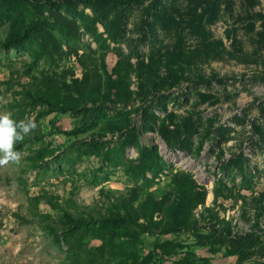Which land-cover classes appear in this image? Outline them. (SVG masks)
Returning <instances> with one entry per match:
<instances>
[{"label":"rangeland","instance_id":"1","mask_svg":"<svg viewBox=\"0 0 264 264\" xmlns=\"http://www.w3.org/2000/svg\"><path fill=\"white\" fill-rule=\"evenodd\" d=\"M117 67L128 102L108 89ZM35 80L79 108L27 96ZM0 112L37 123L15 146L21 162L0 166V264H264V0H0ZM191 181L205 195L195 216L213 222L110 251L86 236L82 257L62 225L13 215L31 218L43 191L98 217L118 198L172 200ZM233 239L248 245L233 255Z\"/></svg>","mask_w":264,"mask_h":264},{"label":"trees","instance_id":"2","mask_svg":"<svg viewBox=\"0 0 264 264\" xmlns=\"http://www.w3.org/2000/svg\"><path fill=\"white\" fill-rule=\"evenodd\" d=\"M122 2H132L135 0H113ZM123 69H115L114 77H110L108 89L114 90V94L118 100L123 98V102H128L130 97V88L126 86L123 76ZM183 76V75H181ZM180 76V77H181ZM24 93L27 96H33L37 100L46 104L51 111H76V105H62L61 88L55 87L40 80H35L31 85H24ZM81 86L72 87L70 91H74L79 96L84 97V92ZM67 90V89H66ZM64 92V91H63ZM91 102L94 100V94L91 93ZM90 101H87L88 104ZM84 103V102H83ZM93 105H80V108L90 115L93 111ZM17 149V148H16ZM198 186L193 181L182 184L176 197L170 199L157 200L152 196L140 204L135 200L128 198H118L112 202L105 213H97L98 217L91 215L87 211L88 207L79 204L75 198L63 199L60 195H54L48 191H43L40 195L30 198L31 218H24L21 214L14 212L13 215L22 222L38 221L52 228L54 225H62L64 231L62 239L69 245L78 257L83 256L84 243L86 236H94L98 238L102 245L98 247L99 251L109 250L111 246H117V240L128 237V240H136L141 233L152 232L157 228L162 231H178L185 229L193 222H197L199 217L213 222L212 219L205 217L201 213L199 217L195 216L200 204H205V195L198 191ZM46 203L49 207L56 211V214L42 213L39 210L40 204ZM204 210L209 211L205 206ZM156 214H161L162 217L156 220ZM209 216V215H208ZM222 222H226L223 220ZM221 223H219L220 225ZM3 223L0 220V232ZM227 228V227H225ZM221 228L222 230H227ZM244 239H233L230 245L231 254L241 253L243 247L248 244ZM120 248V244L118 243ZM110 251V250H109ZM91 264V258L88 259ZM133 264H138L137 258L131 259ZM109 264V263H108ZM121 264V263H120Z\"/></svg>","mask_w":264,"mask_h":264},{"label":"clouds","instance_id":"3","mask_svg":"<svg viewBox=\"0 0 264 264\" xmlns=\"http://www.w3.org/2000/svg\"><path fill=\"white\" fill-rule=\"evenodd\" d=\"M36 128L37 123L31 118L16 121L10 113L0 112V166L21 162L23 154L15 146Z\"/></svg>","mask_w":264,"mask_h":264}]
</instances>
